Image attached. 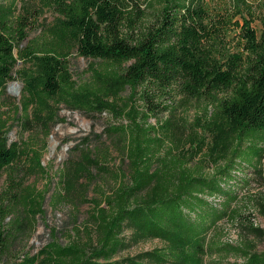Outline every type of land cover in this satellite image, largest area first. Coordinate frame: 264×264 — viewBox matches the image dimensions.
Masks as SVG:
<instances>
[{
  "label": "trees",
  "instance_id": "16d2710c",
  "mask_svg": "<svg viewBox=\"0 0 264 264\" xmlns=\"http://www.w3.org/2000/svg\"><path fill=\"white\" fill-rule=\"evenodd\" d=\"M245 4L247 13L254 14ZM45 12L57 16V23L28 42L29 29ZM224 12L212 14L203 0H0V94L15 81L21 63L19 80L28 96L18 118L22 129L37 127L47 139L61 105L109 115L114 123L105 134L111 145L98 143L87 151L88 161L111 174L106 164L114 149L128 161L132 182L127 187L114 174L117 188L95 202L90 219L98 247L90 255L87 248L53 243L37 256L12 259L9 252L24 235L27 217L11 228L0 226V264H229L206 262L224 254L234 257L233 264H264V252L219 244L213 235L220 223L237 217L234 206L248 185L241 177L264 158V3L260 35L248 19L232 24L229 11ZM232 26L240 29L239 39H228ZM74 53L100 63V68L94 62L90 66L87 83L73 80L68 61ZM128 90L132 100L138 95L150 108L152 104L153 113L173 115L175 108L158 107L152 92L206 103L208 122L221 145L215 162L225 161L224 166L209 177L188 169L178 157H160L163 139L152 136L158 132L148 125V116L139 122L135 108L128 112V104L119 103ZM5 128L0 123V173L11 172L0 194V218L15 215L18 206L36 216L42 203L15 184L14 169L23 155L32 156L33 167L40 168L42 153L25 152ZM151 189L155 196L145 200ZM127 229L169 247L120 260L128 246ZM253 232L264 237L258 228Z\"/></svg>",
  "mask_w": 264,
  "mask_h": 264
},
{
  "label": "rangeland",
  "instance_id": "374dc122",
  "mask_svg": "<svg viewBox=\"0 0 264 264\" xmlns=\"http://www.w3.org/2000/svg\"><path fill=\"white\" fill-rule=\"evenodd\" d=\"M246 2L249 9L254 10V14L247 13ZM203 3L212 14L217 15L219 12L226 14L224 11L228 10L232 24L242 23L248 19L258 35L261 34L263 17L261 7L264 0H203ZM234 12L238 15L233 18ZM56 23L57 16L45 12L29 29L27 41L40 38L45 29L53 27ZM239 34L240 29L232 26L228 39H239ZM68 62L73 80L78 84L89 82L91 76L89 68L92 64L96 63L99 68L101 67L99 62L80 57L77 53H74ZM22 69L23 65L18 63L15 67V81L0 94V123L6 125L5 130L11 131L9 135L11 142L18 143L25 152L33 149L42 153L40 168L33 167L32 156L23 155L14 169L15 184L24 189L28 196L38 198L42 203V209L34 216L27 214L23 207L18 206L15 215L5 221L0 218V226L11 228L14 222L18 223L29 217L24 235L19 237L20 241L11 249L9 255L12 259L25 255L37 256L43 248L53 243L61 247L77 245L87 248L90 255L98 247L96 228L90 219L94 214L95 202H103L104 198L110 196L117 188L119 181L114 174L119 175L122 184L132 186L128 161L114 149L111 151L112 160L106 164L111 174L101 172L88 161L87 151L95 150L98 143L111 145L105 129L114 122L106 114H86L61 105L58 123L52 128L47 139L35 126L30 132H25L18 120L22 115L25 98L28 103V96L25 95L23 84L19 80V72ZM130 94L129 90L121 94L122 99L119 103L128 104L130 108L128 112L135 108L133 111L137 113L139 122L144 120V116H148V125L155 127L158 132L152 133V136L163 139L160 157L165 158L169 155L170 159L178 157L188 169L209 177L224 166L225 161L215 162L221 145L215 139L218 131L208 122L211 114H208L206 103L185 101L184 98L173 95L159 96L152 92L154 100L159 104L158 107L175 108L173 115L158 111L153 113L152 104L150 108V105L142 102L138 95L132 100ZM168 122L173 124L168 126ZM43 148L45 149L42 150ZM241 149L245 153L249 151L247 144ZM70 167L73 168L72 172L67 173ZM252 169H246L244 177H241L248 185L241 190V199L234 206L238 213L237 217L220 223L213 235L219 244L242 246L252 253H262L264 237L256 235L253 229L264 231V158L261 163L255 162ZM10 172L11 170H6L0 173V194L9 185ZM25 188H28V191ZM155 194V190L151 189L145 194L144 199H151ZM20 214L22 215L19 217ZM15 227L16 223L14 229L8 232H14ZM125 238L128 246L118 256L120 260L141 255L152 256L155 251H163L169 247V243L163 240L144 239L137 235L134 229H127ZM218 259L229 264L235 262L234 257L226 254L216 259L206 258V262ZM146 263L156 264L152 261ZM163 264L179 263L170 261Z\"/></svg>",
  "mask_w": 264,
  "mask_h": 264
}]
</instances>
